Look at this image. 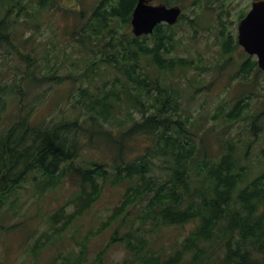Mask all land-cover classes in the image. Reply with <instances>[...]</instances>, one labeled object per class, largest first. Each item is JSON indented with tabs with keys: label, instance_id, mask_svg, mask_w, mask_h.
<instances>
[{
	"label": "trees",
	"instance_id": "obj_1",
	"mask_svg": "<svg viewBox=\"0 0 264 264\" xmlns=\"http://www.w3.org/2000/svg\"><path fill=\"white\" fill-rule=\"evenodd\" d=\"M36 2L39 13L53 0ZM136 4L100 0L87 24L73 30L92 55L84 68L41 74L37 56L19 45L18 13L27 3L0 0V76L2 58L10 50L27 64L13 82L0 77V214L6 205L17 206L28 181L44 194L80 172L77 192L49 216L47 230L34 241L35 254L66 232L111 184L124 190L104 223L113 227L107 247L123 244L132 257L127 264H264V170L251 177L232 142H224L220 156L208 152L190 107L199 88L186 75L207 70V64L173 55L181 44L175 26L158 25L141 37L119 34ZM186 25L194 28L191 20ZM223 42L222 56L239 47L231 35ZM240 70L260 72L246 55ZM62 86L72 100L47 124L45 119L36 122L33 100ZM248 99H235L227 110L220 106L213 117L227 123L244 119ZM86 153L96 158H86ZM70 207L74 211L68 214ZM186 224L190 231L170 253H149L153 244L148 236ZM83 243L77 255H59L60 264H85Z\"/></svg>",
	"mask_w": 264,
	"mask_h": 264
},
{
	"label": "rangeland",
	"instance_id": "obj_2",
	"mask_svg": "<svg viewBox=\"0 0 264 264\" xmlns=\"http://www.w3.org/2000/svg\"><path fill=\"white\" fill-rule=\"evenodd\" d=\"M36 1L24 0L27 3L25 10L18 13L20 24L16 29L23 43L19 44L20 49L37 56L41 74H57L68 69L79 72L92 55L83 43L76 40L81 38L76 32L80 26L87 24L100 0H53L39 13ZM159 1L152 0V4H159ZM172 1L182 6L185 13L183 21L175 26L177 40L181 44L173 55L203 59L207 64L205 71L189 70L186 73L188 77H194L193 85L199 88L190 100L193 102L190 107L199 119L200 130L208 144L207 150L214 157L220 156L224 142H232L239 157L242 156V163L250 166L253 177L264 170V73L241 72L240 63L245 55L240 46L231 48V53L224 56V50L221 49L223 37L231 35L232 39L235 38L241 13L248 12L253 0ZM26 20L27 23L24 22ZM190 20L194 28L186 25ZM73 30L76 31L74 34ZM118 32L131 33L130 24L119 26ZM93 49L97 50L96 47ZM2 62L3 75L0 77L3 82H13L16 71L27 67L19 55L11 50L3 56ZM99 79L96 78L94 82L99 83ZM65 87H56V92L49 93L50 88L39 102L38 99L33 100L34 106H37L34 110L36 122L45 119L47 124L51 116L66 108L73 95L70 94L69 99H66L68 88ZM243 96H249L245 101L248 106L244 119L227 123L222 117H213L220 106L225 105L227 110L235 99ZM252 130L257 131L256 137ZM84 157L96 158L93 153H86ZM77 166L82 167L83 163L79 161ZM81 180L80 172L71 174L57 188L44 194L34 191L30 181L25 183L18 193L17 206L13 208L6 205L0 214V264H60L61 260H57L59 255H77L78 246L83 242L88 250L87 260L83 261L85 264H127V261L132 260L123 244L107 247L113 227H104V223L112 208L120 202L124 190V187H112L111 184L106 186L92 208L77 216L66 232L38 254L33 252L34 241L48 228L49 216L77 192ZM73 211L70 207L67 213ZM190 229L191 226L186 224L162 230L157 236H148L153 244V251L149 248V253H170ZM101 251H104L102 256L99 255ZM134 264L143 263L139 261Z\"/></svg>",
	"mask_w": 264,
	"mask_h": 264
},
{
	"label": "water",
	"instance_id": "obj_3",
	"mask_svg": "<svg viewBox=\"0 0 264 264\" xmlns=\"http://www.w3.org/2000/svg\"><path fill=\"white\" fill-rule=\"evenodd\" d=\"M181 15L178 7L153 6L148 0H138L133 11L131 25L135 36L151 34L160 23L173 25ZM238 42L244 50L258 59L264 70V1H254L250 12L238 26Z\"/></svg>",
	"mask_w": 264,
	"mask_h": 264
}]
</instances>
